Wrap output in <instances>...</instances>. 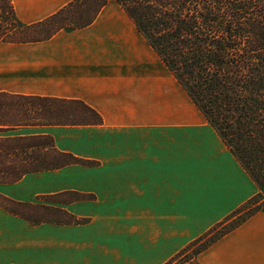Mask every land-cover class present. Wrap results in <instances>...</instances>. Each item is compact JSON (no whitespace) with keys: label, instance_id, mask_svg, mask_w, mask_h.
Returning <instances> with one entry per match:
<instances>
[{"label":"crops","instance_id":"1","mask_svg":"<svg viewBox=\"0 0 264 264\" xmlns=\"http://www.w3.org/2000/svg\"><path fill=\"white\" fill-rule=\"evenodd\" d=\"M72 1L13 3L30 26ZM113 8L108 0L91 26L45 42L0 44V95L80 101L102 118L98 126L0 127V137L49 136L59 152L90 163L0 184L15 203L79 221L32 225L0 208V264H170L259 194L134 23ZM196 260L264 264V213Z\"/></svg>","mask_w":264,"mask_h":264},{"label":"trees","instance_id":"2","mask_svg":"<svg viewBox=\"0 0 264 264\" xmlns=\"http://www.w3.org/2000/svg\"><path fill=\"white\" fill-rule=\"evenodd\" d=\"M254 181L259 194L192 243L176 260L197 256L258 212L264 213V0H114ZM108 0H74L52 17L22 24L13 0H0V44L38 43L91 26ZM102 118L80 101L0 95V127L98 126ZM4 129H0V133ZM90 163L62 153L49 136L0 137V184L25 175ZM77 198H87L75 195ZM0 208L32 225L79 221L50 207ZM194 250L195 255H188Z\"/></svg>","mask_w":264,"mask_h":264},{"label":"rangeland","instance_id":"3","mask_svg":"<svg viewBox=\"0 0 264 264\" xmlns=\"http://www.w3.org/2000/svg\"><path fill=\"white\" fill-rule=\"evenodd\" d=\"M109 3L111 4V6L112 5H114V8H113V13H112V15H125V12L114 2V0H109ZM144 46H145V44H144ZM160 66H161V64H160ZM195 253L196 252H194V250H192V251H190L189 253H188V255H195ZM183 254V253H182ZM187 258H189V256L188 257H181V258H179L177 261H176V263L175 264H184V260H186ZM177 259V258H176ZM175 259V260H176Z\"/></svg>","mask_w":264,"mask_h":264}]
</instances>
